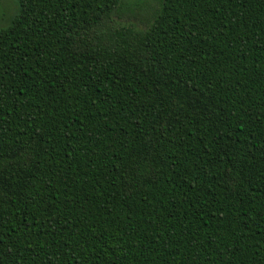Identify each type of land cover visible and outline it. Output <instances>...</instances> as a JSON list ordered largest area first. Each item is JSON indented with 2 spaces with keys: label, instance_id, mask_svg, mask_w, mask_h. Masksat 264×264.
<instances>
[{
  "label": "trees",
  "instance_id": "obj_1",
  "mask_svg": "<svg viewBox=\"0 0 264 264\" xmlns=\"http://www.w3.org/2000/svg\"><path fill=\"white\" fill-rule=\"evenodd\" d=\"M12 2L0 264H264V0Z\"/></svg>",
  "mask_w": 264,
  "mask_h": 264
},
{
  "label": "rangeland",
  "instance_id": "obj_2",
  "mask_svg": "<svg viewBox=\"0 0 264 264\" xmlns=\"http://www.w3.org/2000/svg\"><path fill=\"white\" fill-rule=\"evenodd\" d=\"M2 6L0 7L1 11V19L2 21L0 22V27L1 25L4 24V21L6 18L9 17L10 14H12L13 12V9H14V5H13V2L12 0H2ZM116 24L120 25V26H123L124 28L126 27H129V26H134L136 27L135 25H133L132 23L130 22H116ZM138 28V27H136Z\"/></svg>",
  "mask_w": 264,
  "mask_h": 264
}]
</instances>
